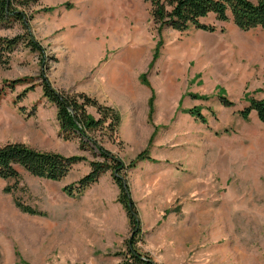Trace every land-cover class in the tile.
Here are the masks:
<instances>
[{"label":"rangeland","instance_id":"obj_1","mask_svg":"<svg viewBox=\"0 0 264 264\" xmlns=\"http://www.w3.org/2000/svg\"><path fill=\"white\" fill-rule=\"evenodd\" d=\"M26 13L43 52L22 43L0 66V145L22 142L87 161L61 181L18 168L21 182L11 193L3 187L13 181L0 178V264H120L133 237L157 264H264V123L254 111L248 119L239 114L249 98H264V81L244 87L236 52L222 49L240 43L238 34L264 30L242 31L213 15L204 21L214 32L158 30L144 0H39ZM26 30L2 24L0 35ZM42 74L59 91L118 111L116 137L98 140L124 163L148 149L154 161H138L125 177L137 236L109 171L80 198L62 191L96 158L77 138L62 139ZM23 76L37 83L25 96L26 84L6 83ZM221 93L232 106L221 104ZM13 197L45 216L21 212Z\"/></svg>","mask_w":264,"mask_h":264},{"label":"trees","instance_id":"obj_2","mask_svg":"<svg viewBox=\"0 0 264 264\" xmlns=\"http://www.w3.org/2000/svg\"><path fill=\"white\" fill-rule=\"evenodd\" d=\"M150 4V15L158 30L169 27L184 32L201 30L214 32L216 25L207 23L204 19L213 15L215 20L225 22L231 20L242 31L256 27L264 29V0H144ZM39 0H0V26L20 22L25 29L23 34L12 37L0 35V66L8 67L11 54L19 44L24 43L31 50L42 51L40 44L28 30V16L26 9L36 5ZM52 7H44L42 11H51ZM224 31L223 27L219 28ZM31 76H23L6 81L7 86L26 84L22 95L34 90L37 83ZM39 85L47 101L56 107V120L61 137L65 141L77 138L79 149L91 151L94 160L89 161V171L78 180L62 186V191L69 197L80 198L85 191L106 172L112 174L118 186V201L125 208L133 231L140 233L138 216L133 202L130 200L129 189L125 177L130 169L136 167L138 161H154L148 154V149L141 151L129 163H124L114 153L100 144L99 137L107 135L116 137L121 122L120 114L113 107L100 104L95 98L85 93H67L55 89L42 74ZM3 90V89H1ZM3 91H0L3 94ZM198 98L197 94L193 95ZM21 99V98H19ZM222 105L232 106L233 102L222 93L219 95ZM23 109V108H21ZM94 112H92V110ZM254 111L258 119L264 123V98L248 99V105L240 110L242 118L248 119ZM186 112L195 116L199 122L206 123L207 118L201 114L199 108H190ZM87 161L83 155H64L55 151L38 150L22 142H7L0 145V178L12 180L13 184L3 187L4 193H11L21 182L18 168H22L30 175L50 180L61 181L73 169L74 165ZM13 203L23 213L45 216V212L24 203L18 197H13ZM137 239L133 237L127 243V256L120 264H157L148 253L140 251L136 246Z\"/></svg>","mask_w":264,"mask_h":264},{"label":"crops","instance_id":"obj_3","mask_svg":"<svg viewBox=\"0 0 264 264\" xmlns=\"http://www.w3.org/2000/svg\"><path fill=\"white\" fill-rule=\"evenodd\" d=\"M237 37L240 43L236 46H223L222 49L227 47L229 50L236 52V65L238 69H242V72L246 73V75L240 77V80L245 83L244 87H248L256 79H259L261 86V82L264 81V32L241 33ZM233 56L232 54L230 57ZM1 109L3 114L4 109Z\"/></svg>","mask_w":264,"mask_h":264}]
</instances>
